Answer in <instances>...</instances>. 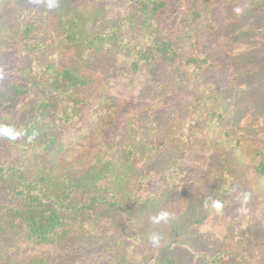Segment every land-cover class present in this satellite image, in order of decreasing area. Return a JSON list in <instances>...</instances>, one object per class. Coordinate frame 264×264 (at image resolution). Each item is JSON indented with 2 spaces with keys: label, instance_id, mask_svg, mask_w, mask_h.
Returning a JSON list of instances; mask_svg holds the SVG:
<instances>
[{
  "label": "rangeland",
  "instance_id": "1",
  "mask_svg": "<svg viewBox=\"0 0 264 264\" xmlns=\"http://www.w3.org/2000/svg\"><path fill=\"white\" fill-rule=\"evenodd\" d=\"M53 2L0 0V94L21 91L1 110L0 125L21 134L0 135V164L111 188L122 210L44 244L0 226V264H264V0H164L158 36L182 60L136 71L129 48L142 36L128 0ZM68 24L117 39L84 52L63 40ZM189 56L206 62L186 65ZM51 65L87 79L76 116L40 126L62 142L54 154L22 135L39 119L36 81ZM0 204H13L1 188ZM162 211L168 219L153 222Z\"/></svg>",
  "mask_w": 264,
  "mask_h": 264
},
{
  "label": "trees",
  "instance_id": "2",
  "mask_svg": "<svg viewBox=\"0 0 264 264\" xmlns=\"http://www.w3.org/2000/svg\"><path fill=\"white\" fill-rule=\"evenodd\" d=\"M128 1L135 11L131 23L133 27L136 24L142 36L140 43L135 45L133 50L132 46L129 48L135 53L133 69L136 71L142 64L151 65L156 60L170 64L182 60L173 41L160 39L158 36L157 19L165 6L164 0ZM197 16L199 14L190 17L193 19ZM133 17H137L138 23L134 22ZM26 30L29 33V29ZM101 30L85 34L84 31L82 33L78 31L76 24H68L64 25L61 33L66 43L80 45L85 52L89 49L102 50L114 44L113 38L117 39L118 34H109ZM29 35L26 34L25 37ZM123 41L124 38L120 40L122 46L126 43ZM205 62L191 56L185 60L186 65L190 66L203 65ZM86 84V77L78 69L57 68L55 65L47 66L36 81V86L41 92L36 104L39 119L28 124L22 135L28 144L36 145L39 153L54 154L62 150V142L40 126L42 122L48 120L45 118L46 115L52 116L49 120L51 119L54 125L60 121H71L77 114L79 100L76 95ZM20 93L17 87H13L9 94H0V115L3 106ZM111 164L112 162H106L104 166V172L108 175L112 173V170L108 169ZM255 173L264 176V159L258 158ZM0 188L13 200L10 206L0 204L1 228L14 230L18 235L36 244L65 239L76 227L84 225L87 221L98 222L103 218L116 220L118 210H122L123 204L111 188H106L108 190L106 192L99 188L90 192L86 189L81 190L73 179L58 180V174L54 170L52 174L28 179L23 168L15 164H0Z\"/></svg>",
  "mask_w": 264,
  "mask_h": 264
},
{
  "label": "clouds",
  "instance_id": "3",
  "mask_svg": "<svg viewBox=\"0 0 264 264\" xmlns=\"http://www.w3.org/2000/svg\"><path fill=\"white\" fill-rule=\"evenodd\" d=\"M55 4L53 2V0H49V4L48 7L52 8L54 7ZM21 133L17 132L14 130L13 127L9 126V125H0V135H3L9 139H16ZM212 207L215 208L217 211H219L222 208V204L220 201H213L212 202ZM169 214L167 212H160L157 216L153 217V222L155 223H159L161 220H167L168 219ZM151 239L153 240V242H155L158 237H156L155 235H153L151 237Z\"/></svg>",
  "mask_w": 264,
  "mask_h": 264
}]
</instances>
